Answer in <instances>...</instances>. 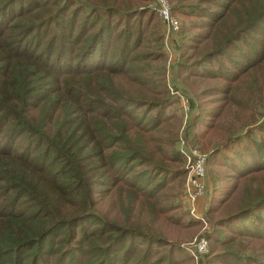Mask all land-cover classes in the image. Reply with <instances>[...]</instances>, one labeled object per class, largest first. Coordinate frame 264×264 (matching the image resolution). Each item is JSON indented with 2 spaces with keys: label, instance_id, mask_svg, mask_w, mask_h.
Masks as SVG:
<instances>
[{
  "label": "trees",
  "instance_id": "obj_1",
  "mask_svg": "<svg viewBox=\"0 0 264 264\" xmlns=\"http://www.w3.org/2000/svg\"><path fill=\"white\" fill-rule=\"evenodd\" d=\"M149 1L0 0V264H192ZM168 1L211 167L203 264H264V0Z\"/></svg>",
  "mask_w": 264,
  "mask_h": 264
},
{
  "label": "rangeland",
  "instance_id": "obj_2",
  "mask_svg": "<svg viewBox=\"0 0 264 264\" xmlns=\"http://www.w3.org/2000/svg\"><path fill=\"white\" fill-rule=\"evenodd\" d=\"M169 4V1L166 0ZM170 5V4H169ZM146 8L148 10H153L155 12V23L157 24V26H159V30L163 33V39H162V42H163V45H162V50H163V54H164V67H165V76H164V82H165V86L168 90V93L169 95L171 96V99H174L175 101L169 106V109L173 110L175 109L176 110V114L178 115L179 117V131H178V137H181V138H184L185 140L188 141V143L190 145H193L195 147H197L203 154H205L206 156V163H205V168H206V175H207V179H206V187H205V192H204V206L203 208L205 209V204H206V201L208 200L209 198V195L211 194L212 192V185H211V180H210V174H209V170H210V165H209V162L207 160V151L206 150H201L196 144H194V142H192V130L191 128H189V124L191 122V119L195 113V101L192 99L191 95L184 91L180 86H177V83H176V80H175V77H174V73L173 71L170 72V69H169V65L170 63L172 62V60H174V57L177 55V34L176 33H170L169 31H165V28L162 24V21L160 20V17L157 13V6H156V3H155V0H150L146 5ZM143 6H138V9H142ZM171 15L173 17H175V19L177 20L178 22V25L180 26V23L182 20H180L179 17H177L175 14L171 13ZM188 28V25H187V22L184 26V29L182 30L184 32V34H190V32L188 33L187 32V28ZM178 30H179V27H178ZM177 30V31H178ZM182 98H185L189 101L190 103V107H189V112L185 115L182 111V108H181V103H180V100ZM199 127V126H197ZM177 140L174 142V148L178 151V147H177ZM184 166V161H183V165ZM140 168H142L141 166L140 167H137L134 169V171L136 170H139ZM174 201V200H173ZM201 203H202V200L200 202H198V206L200 207L201 206ZM182 207V210H184L183 206ZM101 209H105V206H102L100 205L98 207V211L101 210ZM204 209H202L200 207V212H201V216L199 218H195L193 216H190L191 218L197 220L199 223H198V227L196 229V232L182 240L181 242V246L184 248V250L192 256V264H203V261H202V258H201V255L202 254H198L197 256L199 258H195L194 257V253H192L190 247H189V243L196 237H198L199 235H204L205 237L207 236V233H209L212 229V225L210 224V222L206 219V216L204 215ZM186 211V210H185ZM108 212H110V216L111 218H116L117 215H116V211H115V208L112 207V206H108ZM207 239V238H206ZM208 244V242H207Z\"/></svg>",
  "mask_w": 264,
  "mask_h": 264
},
{
  "label": "built area",
  "instance_id": "obj_3",
  "mask_svg": "<svg viewBox=\"0 0 264 264\" xmlns=\"http://www.w3.org/2000/svg\"><path fill=\"white\" fill-rule=\"evenodd\" d=\"M155 3L165 31L176 33L179 25L175 17L171 15L168 2L166 0H155ZM180 103L182 111L186 115L189 112L190 103L185 98H182ZM177 144L178 152L183 158V167L185 169L180 195L182 206L190 216L199 218L201 210L198 202H200L201 198H204L207 179L205 168L206 156L197 147L190 145L184 138L178 137ZM189 247L192 253H194V257L199 258L198 254L200 255L207 251L206 237L199 235L189 243Z\"/></svg>",
  "mask_w": 264,
  "mask_h": 264
}]
</instances>
